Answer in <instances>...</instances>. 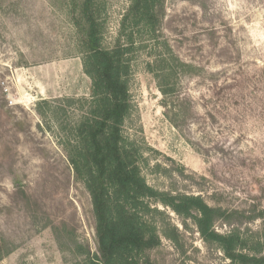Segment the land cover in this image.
<instances>
[{"label": "rangeland", "instance_id": "1", "mask_svg": "<svg viewBox=\"0 0 264 264\" xmlns=\"http://www.w3.org/2000/svg\"><path fill=\"white\" fill-rule=\"evenodd\" d=\"M104 2L103 44L110 46L129 1ZM64 6L0 0V264H68L66 246L74 241L96 248L90 199L74 178L62 134L54 121L47 129L34 109L43 99L90 94ZM164 8L162 40L200 72L179 82L193 115L178 130L163 115L156 81L144 68L149 57L134 60V111L125 132L142 144L151 166L164 170H144L147 183L228 209L255 199L264 207V0H165ZM63 117L72 121L77 111ZM158 208L179 229L184 253L162 238L150 252L154 264H230L194 225L185 231L171 210Z\"/></svg>", "mask_w": 264, "mask_h": 264}, {"label": "trees", "instance_id": "2", "mask_svg": "<svg viewBox=\"0 0 264 264\" xmlns=\"http://www.w3.org/2000/svg\"><path fill=\"white\" fill-rule=\"evenodd\" d=\"M75 29V51L90 81L89 97L43 99L35 111L50 129L54 121L74 178L88 193L96 248L74 241L66 250L68 264H154L150 252L162 238L184 253L179 229L158 204L171 210L185 231L194 225L207 247H217L230 264H264V207L259 199L241 209L210 205L200 194L160 190L143 171L164 172L150 165L146 150L125 132L134 111L129 91L136 56L145 53V70L153 75L162 98L163 115L182 130L192 115L190 98L180 92L182 77L198 75L162 40L165 0H128L116 36L103 44L104 0H59ZM63 5V4H62ZM57 102L58 104H55ZM73 108L77 117L64 119ZM259 220L257 231L249 224ZM227 226L218 232L216 226Z\"/></svg>", "mask_w": 264, "mask_h": 264}]
</instances>
